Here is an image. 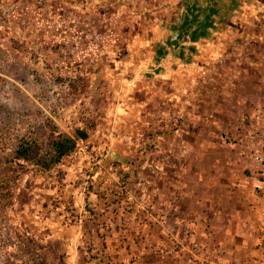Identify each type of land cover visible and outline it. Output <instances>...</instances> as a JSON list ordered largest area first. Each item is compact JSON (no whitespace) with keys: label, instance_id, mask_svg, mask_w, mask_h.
<instances>
[{"label":"crops","instance_id":"0c3cea01","mask_svg":"<svg viewBox=\"0 0 264 264\" xmlns=\"http://www.w3.org/2000/svg\"><path fill=\"white\" fill-rule=\"evenodd\" d=\"M0 5V28L7 30L0 40L2 52H10L6 46L9 31L19 22L16 17L28 21L35 12L40 23L49 18V24H56L58 11L66 10L57 0H0ZM146 12L150 21L138 26L142 31L132 40L135 47L130 54L122 57V52H116L125 47L115 39L110 45L113 51L97 58L109 67L114 64L96 72L98 85L108 80L106 89L103 83L96 89L104 97L101 106H91L96 127L88 131L87 139L78 141L79 149L46 170L49 176L39 202L50 207L41 221L50 222L53 232L72 236L79 252L88 251L83 242L90 237L92 247L109 252L139 248L143 238L129 247L123 244L122 222L156 219L144 212L137 199L154 206V198L161 200L160 191L166 195L164 188L171 182L182 185L181 201L193 211L200 204L209 208L215 204L219 189L246 199L243 193L256 187L262 192L256 200L264 202V176L256 175L252 184L249 175L234 179L238 167L234 158L247 157L248 166H253L247 132L236 142L225 140V134L235 129L229 110L233 98L226 84L238 74L232 62L252 48V60L264 56V0H161L150 4ZM238 46L242 48L237 50ZM233 93L239 95L240 104L249 102L242 89ZM77 110L76 106H57L54 118L70 129ZM254 119L256 114L250 118L252 123ZM221 127L226 129L221 131ZM67 135L74 137L69 131ZM150 141L158 143L147 149ZM219 145L226 151L224 162L218 161L223 153ZM171 157L176 158L175 166L169 164ZM126 201L136 211L133 219L132 210L123 211ZM165 203L166 220L171 210L170 201ZM148 236H153L151 230L145 240Z\"/></svg>","mask_w":264,"mask_h":264},{"label":"rangeland","instance_id":"374dc122","mask_svg":"<svg viewBox=\"0 0 264 264\" xmlns=\"http://www.w3.org/2000/svg\"><path fill=\"white\" fill-rule=\"evenodd\" d=\"M160 1L57 0L58 6H64L66 10L58 11L56 24H49V18L40 23L35 12L30 13L28 21L22 15L21 19L16 17L19 22L9 31L8 47L4 44L10 52H2L0 48V67L23 75L25 83L24 91L11 93L7 104L0 102V264H264V202L256 200L259 199L256 194H262L256 187L251 193L248 190L243 193L248 196L246 199L229 196L226 189H219L221 194L218 193L215 200L210 199L215 204L210 208L200 204L193 211L181 201L182 185L169 183V188L167 185L164 188L166 195L159 186L162 198H154L157 202L154 206L137 199L145 213H153L155 221L149 222L147 218V224L136 220L122 222L123 244L127 243L129 247L130 243L144 239L135 251L109 252L92 247L94 240L92 238L91 243L90 237L83 242L88 251L79 252L72 236L53 232L50 222L41 221L42 214L50 207L41 204L39 197L45 192L49 176L45 165L54 152L55 140L67 135L68 131L76 137L78 129L88 132L97 125L90 115L93 112L91 106L95 103L101 106L104 97L96 89H106L108 80L101 81L100 87L95 76L97 71L109 67L97 58L113 51L110 45L115 39L121 48L125 47L116 52H122V57L130 54L135 47L136 33L142 31L138 26L150 21L146 8ZM6 31L0 28V40L5 38ZM239 47L242 48L238 46L237 50ZM253 50L248 51L253 54ZM249 53H239L241 57L232 62L238 74L226 83L227 92L235 102L229 108L233 113L230 115L234 122L231 126L235 129L225 134L228 142H236L246 132L249 136L257 122L254 119L256 122L252 123L250 118L253 114L258 118L264 104V56L252 60ZM256 56L260 54L256 52ZM29 73L36 74L35 81L27 77ZM226 84L221 85L224 88ZM239 88L248 97L247 104L237 101L239 95L233 92ZM220 96L224 97L225 93ZM57 106L78 108L73 113L72 128L54 118L53 111ZM155 129L156 133H163ZM225 129L220 128L221 131ZM82 139L87 138L78 135L77 143ZM24 140L31 142L27 158L19 156V143ZM157 143L148 142L147 149ZM172 143L174 149L178 148L175 141ZM218 148L223 152L218 161H226L224 147L219 145ZM245 158V161L241 156L234 158V164L238 166L234 179L249 175L248 182L252 184L255 176L261 174L256 172L254 164L248 166L249 161ZM175 159L171 157L169 164ZM172 165L175 166V162ZM165 200L170 201L171 210L166 220L163 217ZM129 206L126 201L123 211L130 212L133 208ZM178 210L182 211L179 213ZM133 212L136 211L129 214L132 219L136 217ZM149 230L153 236L145 240Z\"/></svg>","mask_w":264,"mask_h":264},{"label":"built area","instance_id":"2783aa9c","mask_svg":"<svg viewBox=\"0 0 264 264\" xmlns=\"http://www.w3.org/2000/svg\"><path fill=\"white\" fill-rule=\"evenodd\" d=\"M27 77L35 81L36 74L29 73ZM24 87L23 75L20 76L8 71L5 66L0 67V102L7 104L9 95L17 90L24 91ZM248 140V156L254 164L253 167L256 169V172L264 176V104L260 109L257 122L254 125L253 131L249 134Z\"/></svg>","mask_w":264,"mask_h":264},{"label":"trees","instance_id":"16d2710c","mask_svg":"<svg viewBox=\"0 0 264 264\" xmlns=\"http://www.w3.org/2000/svg\"><path fill=\"white\" fill-rule=\"evenodd\" d=\"M75 136L76 137L69 136V135H61L57 137V139L54 142L55 148H54V152L51 154V159L45 165L46 169H50L52 165L61 161L71 151H75L76 149L80 148V146L78 145L76 141V138L78 137V135L75 134ZM30 145H31V142L28 140H24L20 142L19 143V148H20L19 156L23 158H27L30 153V149H31ZM73 251H74V248L72 249V252Z\"/></svg>","mask_w":264,"mask_h":264},{"label":"water","instance_id":"95a60500","mask_svg":"<svg viewBox=\"0 0 264 264\" xmlns=\"http://www.w3.org/2000/svg\"><path fill=\"white\" fill-rule=\"evenodd\" d=\"M77 134L82 138H87L88 132H86L84 129H78Z\"/></svg>","mask_w":264,"mask_h":264}]
</instances>
